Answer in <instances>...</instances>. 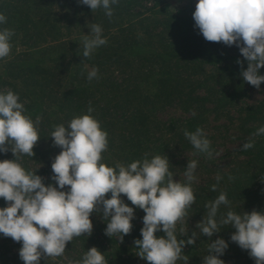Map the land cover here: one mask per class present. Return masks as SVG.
<instances>
[{
	"label": "trees",
	"instance_id": "1",
	"mask_svg": "<svg viewBox=\"0 0 264 264\" xmlns=\"http://www.w3.org/2000/svg\"><path fill=\"white\" fill-rule=\"evenodd\" d=\"M141 1L118 0L111 6L113 15L109 18L104 9L92 12L78 0H0V14L7 19L0 24V30L8 28L15 33L9 56L0 59V92L11 90L18 94L25 107L24 115L34 122L40 117L35 155H21L18 162L26 171L43 177L46 186H57L51 179V164L61 149L53 145L51 133L54 126H67L73 118L89 114L91 106V115L108 133V147L101 163L109 167H115L117 162L128 165L142 160L147 153L149 159L166 155L173 179L181 183L187 180L178 171H185L188 161L197 162L195 179L198 171L207 172L204 177L199 174L202 181L191 182L195 203L187 210L184 221L176 225L178 239L187 240L193 232L197 234L195 244L183 248L188 264H204L208 246L217 238L228 243L219 257L225 264H255L248 250L231 241L234 228L222 226L209 238L201 235L197 224L207 216L205 205L220 192L227 194L230 203L221 206L217 219L229 210L238 214L264 212V134L256 135L264 126V97L237 104L252 86L241 75L247 61L236 45L205 40L195 27L194 3L172 10L167 0ZM91 23L102 27L107 43L84 58L83 38L89 34ZM93 69H98V74L89 81L87 76ZM259 74L264 75V67ZM261 85L264 87V82ZM233 106L240 112L238 126L244 127L248 135L254 132L253 138H242V147L246 142H252L254 147L244 150L247 157L239 163L232 162L226 169L216 165L214 174L209 170L211 157L198 152L184 133L202 129L205 113L215 111L217 115ZM168 107H179L188 115L165 114ZM257 120L259 124L248 125ZM210 146L212 150L213 144ZM5 159H14L11 151L0 153V160ZM64 190H68L67 186ZM110 197L108 193L106 198ZM121 199L135 209L132 231L123 242L119 236H106L108 220L93 213L90 237H74L66 244L64 256H42L40 264H60L66 257L70 261L82 260L92 247L103 253L107 264H148L138 256L134 245L136 239H142L145 213L123 194ZM6 206L0 198V208ZM156 235L165 234L160 231ZM21 247L22 243L0 234V264H24L19 258ZM177 264L186 261L181 259Z\"/></svg>",
	"mask_w": 264,
	"mask_h": 264
},
{
	"label": "clouds",
	"instance_id": "2",
	"mask_svg": "<svg viewBox=\"0 0 264 264\" xmlns=\"http://www.w3.org/2000/svg\"><path fill=\"white\" fill-rule=\"evenodd\" d=\"M78 2L92 12L102 8L111 18V6L118 0ZM192 15L195 27L206 41L239 48L247 61L246 70L241 71L242 78L259 89L264 82V75L259 74L264 67V0H197ZM6 22L5 15L0 14V24ZM89 29V34L83 38L84 58L107 43L100 25L91 23ZM14 35L11 29L0 30V59L9 56ZM97 74L98 69H93L87 79L91 81ZM93 111L89 106V114L73 118L67 126H54L50 137L61 151L51 164V179L58 187L46 186L43 177L26 171L18 162L21 155H35L33 149L40 139L37 127L40 117L34 122L24 115L25 107L19 102L18 94L11 90L0 92V153L11 151L14 156L11 160H0V198L7 205L0 208V234L22 243L19 258L24 264H40L42 256H63L66 244L74 237H90L93 213H100L103 220H108L106 236H119L123 242L124 236L131 233L135 218V209L121 199L123 194L131 205L145 213L142 239L134 241L138 256L148 264H176L181 259L188 264L183 248L186 244H195L197 234L193 232L187 240L178 239L176 225L184 221L187 210L195 203L191 182L195 179L197 162L188 161L184 171L186 183L173 179L166 155L149 159L145 153L142 160L128 165L117 162L115 167H109L101 163L102 153L108 147V133L91 115ZM261 134H264V126L257 130L256 135ZM184 135L198 152L212 156L211 142L203 129L185 131ZM252 147V142L243 144L245 151ZM220 179L218 176L217 183ZM216 190L217 185H212V191ZM108 193H111L110 198H106ZM229 203L227 194L220 192L205 205L207 216L197 224L201 235L211 238L222 226H231L235 229L231 241L248 250L255 264H264V212L252 210L238 214L229 210L217 219L221 206ZM160 231L165 235L158 237L156 233ZM227 248L228 243L223 238L210 242L208 254L203 257L204 264H225L219 257ZM69 264H107V261L97 247H92L82 260Z\"/></svg>",
	"mask_w": 264,
	"mask_h": 264
},
{
	"label": "rangeland",
	"instance_id": "3",
	"mask_svg": "<svg viewBox=\"0 0 264 264\" xmlns=\"http://www.w3.org/2000/svg\"><path fill=\"white\" fill-rule=\"evenodd\" d=\"M144 2L145 0H142L141 4H145ZM190 3H194L196 6L197 0H167L166 1V4L169 5V8L172 10H177L180 7L187 6ZM244 94L245 95H243V97L237 103L238 105H241L242 102L253 103L258 100H261L264 97V87L260 85V88L257 89L254 86H250L249 88H247ZM238 105L236 106L238 107ZM165 114H169L170 116H175V117L178 116L185 117L188 115V112L182 111L181 109H179V107H168ZM205 114H206L205 120L202 119L203 120L201 124L202 129L204 134L208 137L207 139L210 140L211 144H213V148L211 150L212 151L211 159L213 160V163L210 162L211 166L209 167V170L211 172H214V174H216L215 173L216 165H218L219 168L221 167L223 168V166H225L224 169H226V166H230L232 162H234V164L235 162L239 163V160L247 157V153L244 152L242 147V141H243L242 138L243 139H245V137L253 138L254 132L248 135L244 127L238 126L240 124V120H239L240 112L234 106L231 107L228 110V112L221 111L218 112V114L216 115L215 111H210ZM263 114H264V109H263ZM252 124L254 125L259 124V121L257 120L248 123L249 126H251ZM178 172L179 174H181V176H183L184 171L179 170ZM201 172L202 171H198L197 173L198 175L195 179L197 182L203 180V178H201L199 174H204L202 175L203 177L206 176L207 172L206 173H201ZM255 182H257V179L255 180ZM15 250H18V248ZM69 261L70 259L66 257L62 259V262H60V264H69ZM141 264H146V263L142 262Z\"/></svg>",
	"mask_w": 264,
	"mask_h": 264
}]
</instances>
